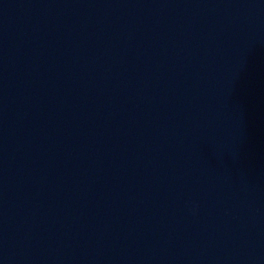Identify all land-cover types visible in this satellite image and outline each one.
Masks as SVG:
<instances>
[{"label": "water", "instance_id": "obj_1", "mask_svg": "<svg viewBox=\"0 0 264 264\" xmlns=\"http://www.w3.org/2000/svg\"><path fill=\"white\" fill-rule=\"evenodd\" d=\"M0 264H264V0H0Z\"/></svg>", "mask_w": 264, "mask_h": 264}]
</instances>
